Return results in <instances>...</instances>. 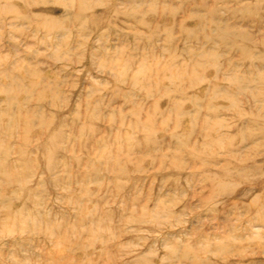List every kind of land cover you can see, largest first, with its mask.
I'll return each instance as SVG.
<instances>
[{"label":"rangeland","instance_id":"rangeland-1","mask_svg":"<svg viewBox=\"0 0 264 264\" xmlns=\"http://www.w3.org/2000/svg\"><path fill=\"white\" fill-rule=\"evenodd\" d=\"M0 264H264V0H0Z\"/></svg>","mask_w":264,"mask_h":264}]
</instances>
